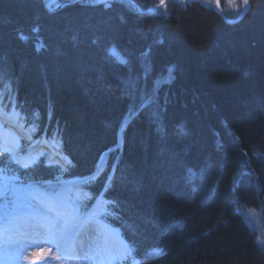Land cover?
<instances>
[{
    "label": "trees",
    "instance_id": "trees-1",
    "mask_svg": "<svg viewBox=\"0 0 264 264\" xmlns=\"http://www.w3.org/2000/svg\"><path fill=\"white\" fill-rule=\"evenodd\" d=\"M48 1L0 0V90L71 166L8 167L48 190L88 177L75 183L93 197L85 210L114 202L102 216L132 249L126 263L264 264L247 215L259 213L264 236V0L233 24L214 0L154 14L125 0L48 12ZM219 1L227 18L241 11Z\"/></svg>",
    "mask_w": 264,
    "mask_h": 264
},
{
    "label": "snow or ice",
    "instance_id": "snow-or-ice-1",
    "mask_svg": "<svg viewBox=\"0 0 264 264\" xmlns=\"http://www.w3.org/2000/svg\"><path fill=\"white\" fill-rule=\"evenodd\" d=\"M103 2L104 0H96V3ZM188 3H191V0H188ZM160 5L166 7L164 0H160ZM180 6L187 7V3L182 2ZM202 6L211 10L208 5ZM217 6H219L218 0ZM249 8V0H243L242 11L246 12ZM149 12L157 13L158 8H149ZM109 56L115 57V62L118 64L128 63L114 49H109ZM13 113L17 118L19 117L14 105L9 112L0 104V158H3L0 159V253L11 249L15 257L19 258L29 249L47 246L58 253L56 258L60 264H70V262L71 264H122L132 255V249L126 244L120 248L109 247L108 226L100 219L102 215L108 214V204H113V201L101 204L98 200L93 210L86 211L85 202L93 197L90 192L77 184L71 183L59 189L48 190L38 183L25 184L8 167V164H14L23 170L34 168L40 163L39 156L43 154L22 155L18 138L9 139L5 136V132L8 131L5 122ZM15 126L23 130V125L18 121ZM28 139L31 137L29 136ZM61 159L65 160L66 164H59V161H56V164L61 171H66V166H71V161L63 156ZM5 160L7 163H4ZM88 182L86 178L84 183ZM19 192L27 195L22 197L18 195ZM233 193L235 194V189ZM232 203L237 206L236 211L244 215L240 212L239 197H236ZM101 208L103 211H100ZM245 219L247 220V217ZM85 226L89 228L87 243L80 239ZM259 244L264 246V240H260ZM152 251L157 253L156 258L167 255L159 249ZM147 256L146 253L144 258L146 262ZM134 264L140 262L136 260Z\"/></svg>",
    "mask_w": 264,
    "mask_h": 264
},
{
    "label": "rangeland",
    "instance_id": "rangeland-1",
    "mask_svg": "<svg viewBox=\"0 0 264 264\" xmlns=\"http://www.w3.org/2000/svg\"><path fill=\"white\" fill-rule=\"evenodd\" d=\"M228 1L232 5H236V8L239 6V2H238V4H236V0H228ZM48 2H46V3H48ZM58 3H59V1L56 0V2L51 4L50 8H53ZM4 97H5V93L1 92L0 93V102H2ZM27 134H28V137L29 136L31 137V139H28V137H26L24 140L26 142H29V145L26 146V145H23V143L19 142L20 143V149H23L25 151V153H26L25 155L30 154V155L35 156L37 154H40L39 151L45 149L43 139H39L38 137L33 138L31 129H29L27 131ZM49 146L53 151L57 152L58 144L53 142V143H49ZM42 147H44V148H42ZM44 154L46 157L45 158L46 162L51 163L50 161L51 160L53 161V159H51L53 156L52 151H49L46 149ZM60 156H62V155H60L59 153H57L56 156L54 154L55 160L53 163H56V161H59V164H66V161L63 159H60ZM101 164H102V162L99 163V165H98L99 168L101 167ZM18 195L24 197L27 194L24 192H19ZM101 209H100V211H101ZM247 215L249 217V223H250L249 226L251 225L250 229L252 231L253 230L255 231L256 237H257L256 241L259 244L260 240H264V236L262 234V232H263L262 231L263 230L262 218L259 215V213L254 212V211H249ZM86 228H87V226H85V228L81 232V234L84 232L82 234V237L87 236L86 234L88 231L86 230ZM84 241L86 243L89 242V238L85 239ZM107 242H108L109 247H112V248H120L122 245H125V243L119 237V234L113 229H108ZM259 246H261V245L259 244ZM261 248L264 251V246H261ZM56 257H58V253H56L54 249H49L47 246L29 249L19 258L15 257L13 250L9 249L8 251H6L4 253H0V264H60V261ZM70 264H71V262H70Z\"/></svg>",
    "mask_w": 264,
    "mask_h": 264
},
{
    "label": "water",
    "instance_id": "water-1",
    "mask_svg": "<svg viewBox=\"0 0 264 264\" xmlns=\"http://www.w3.org/2000/svg\"><path fill=\"white\" fill-rule=\"evenodd\" d=\"M79 1L80 0H66V1H64L62 3H59V4L55 5L53 8H50L51 4L56 2V0H50L46 4V9L49 12H54V11L59 10L60 8H62L64 5L72 4L74 2H79ZM125 1L135 10L136 13H139V14H154V13H150L149 12V8L142 9L136 3H134L132 0H125ZM171 1H176V2H179V3L183 2V3H187L188 4V0H164V5H166L167 3L171 2ZM199 1H201V0H191V3H195V2H199ZM214 2H215V9H216V12H217L218 16L223 21H225L228 24H233V23L238 22L247 12V11L246 12L242 11V8H243V0H242V8H241V11L239 12V14L235 18H227L222 13L220 1L218 0V5L219 6H217V0H214ZM162 7H164V6H161L160 2H159L154 7H151V8H158V11H159Z\"/></svg>",
    "mask_w": 264,
    "mask_h": 264
},
{
    "label": "bare ground",
    "instance_id": "bare-ground-1",
    "mask_svg": "<svg viewBox=\"0 0 264 264\" xmlns=\"http://www.w3.org/2000/svg\"><path fill=\"white\" fill-rule=\"evenodd\" d=\"M64 1H66V0H64ZM64 1H62V2H64ZM62 2H59V3H62ZM58 3V4H59ZM47 4V3H46ZM46 4H45V8H46ZM47 10V9H46ZM48 11V10H47ZM49 12V11H48ZM12 102H14L16 105H17V103L15 102V101H12ZM20 106L22 105L21 103L19 104ZM35 112V111H34ZM33 115V117H35L36 115H38V113L36 112L35 114L33 113L32 114ZM124 126L125 125H123L122 127H121V129H120V131H122V129L124 128ZM6 136H9V134L8 133H6L5 134ZM120 137H121V135H119V139H118V142H117V144H116V146L115 147H120V143H121V141H120ZM28 143V142H27ZM108 228H109V226H108ZM87 230H89V228L87 227L86 228ZM88 235H89V233H88Z\"/></svg>",
    "mask_w": 264,
    "mask_h": 264
}]
</instances>
